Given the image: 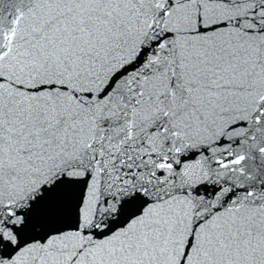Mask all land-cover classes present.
Instances as JSON below:
<instances>
[{"label": "snow or ice", "instance_id": "snow-or-ice-1", "mask_svg": "<svg viewBox=\"0 0 264 264\" xmlns=\"http://www.w3.org/2000/svg\"><path fill=\"white\" fill-rule=\"evenodd\" d=\"M0 264H264V0H0Z\"/></svg>", "mask_w": 264, "mask_h": 264}]
</instances>
